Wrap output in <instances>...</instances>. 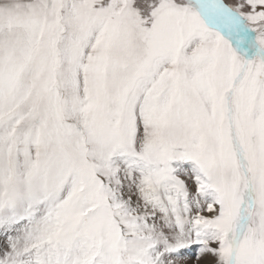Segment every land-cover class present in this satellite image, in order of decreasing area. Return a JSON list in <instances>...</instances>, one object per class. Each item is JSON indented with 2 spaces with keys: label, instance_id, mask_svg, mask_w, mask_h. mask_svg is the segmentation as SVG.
Segmentation results:
<instances>
[{
  "label": "snow or ice",
  "instance_id": "1",
  "mask_svg": "<svg viewBox=\"0 0 264 264\" xmlns=\"http://www.w3.org/2000/svg\"><path fill=\"white\" fill-rule=\"evenodd\" d=\"M0 264H264V0H0Z\"/></svg>",
  "mask_w": 264,
  "mask_h": 264
}]
</instances>
